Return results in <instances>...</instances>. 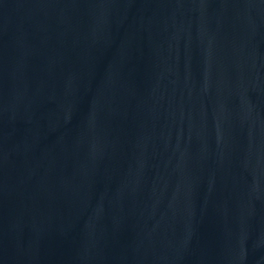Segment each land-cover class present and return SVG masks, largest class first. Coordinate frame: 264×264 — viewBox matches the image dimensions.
<instances>
[{"label": "water", "instance_id": "1", "mask_svg": "<svg viewBox=\"0 0 264 264\" xmlns=\"http://www.w3.org/2000/svg\"><path fill=\"white\" fill-rule=\"evenodd\" d=\"M0 264H264V0H0Z\"/></svg>", "mask_w": 264, "mask_h": 264}]
</instances>
